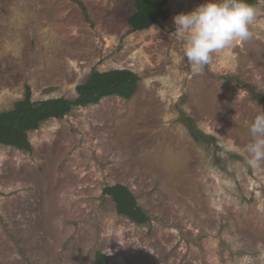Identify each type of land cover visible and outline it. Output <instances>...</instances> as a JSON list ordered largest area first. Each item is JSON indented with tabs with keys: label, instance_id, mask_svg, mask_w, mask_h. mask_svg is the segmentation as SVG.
I'll use <instances>...</instances> for the list:
<instances>
[{
	"label": "rangeland",
	"instance_id": "374dc122",
	"mask_svg": "<svg viewBox=\"0 0 264 264\" xmlns=\"http://www.w3.org/2000/svg\"><path fill=\"white\" fill-rule=\"evenodd\" d=\"M204 2L169 0L168 19L133 30L135 0H0V113L28 86L74 99L93 70L140 76L130 99L44 122L32 151L0 144V264H264V166L244 165L264 111V0L253 38L194 74L173 17ZM117 183L150 223L117 213L103 193Z\"/></svg>",
	"mask_w": 264,
	"mask_h": 264
},
{
	"label": "trees",
	"instance_id": "16d2710c",
	"mask_svg": "<svg viewBox=\"0 0 264 264\" xmlns=\"http://www.w3.org/2000/svg\"><path fill=\"white\" fill-rule=\"evenodd\" d=\"M258 1L250 0V3L256 5ZM168 2L169 0H135L136 11L129 17L132 29L144 30L160 19H168ZM139 81L140 76L127 68L93 70L88 79L77 86L76 98L61 96L38 101L32 99V89L28 86L23 99L16 101L12 109L0 113V144L32 151L30 132L39 129L44 122L63 118L74 107L98 104L106 97L119 96L130 99L137 92ZM191 127L200 138L205 137L194 125ZM103 193L112 198L118 214L141 225L151 222V216L139 204L138 198L127 185H109ZM108 259L107 255L99 252L96 261L99 264H107Z\"/></svg>",
	"mask_w": 264,
	"mask_h": 264
},
{
	"label": "clouds",
	"instance_id": "9594fccd",
	"mask_svg": "<svg viewBox=\"0 0 264 264\" xmlns=\"http://www.w3.org/2000/svg\"><path fill=\"white\" fill-rule=\"evenodd\" d=\"M256 18L257 9L250 0H205L194 10L175 15V32L183 41V56L192 72L202 73L214 54L252 39ZM248 131L244 165L255 170L264 166V111L255 116Z\"/></svg>",
	"mask_w": 264,
	"mask_h": 264
}]
</instances>
